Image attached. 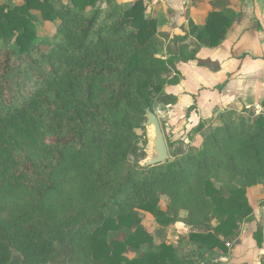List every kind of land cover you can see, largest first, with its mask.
I'll list each match as a JSON object with an SVG mask.
<instances>
[{
  "label": "trees",
  "instance_id": "obj_1",
  "mask_svg": "<svg viewBox=\"0 0 264 264\" xmlns=\"http://www.w3.org/2000/svg\"><path fill=\"white\" fill-rule=\"evenodd\" d=\"M98 1L0 3V264H15L14 251L19 264L65 253L66 264H195L226 250L252 211L247 187L264 183V110L243 104L199 121V147L165 138V163L131 159L144 110L177 101L165 91L179 82L175 64L219 44L240 14L213 9L163 39L143 0ZM38 17L55 25L49 40ZM140 211L205 228L180 234L194 250L179 253L155 242Z\"/></svg>",
  "mask_w": 264,
  "mask_h": 264
},
{
  "label": "crops",
  "instance_id": "obj_2",
  "mask_svg": "<svg viewBox=\"0 0 264 264\" xmlns=\"http://www.w3.org/2000/svg\"><path fill=\"white\" fill-rule=\"evenodd\" d=\"M143 1L153 17L168 18L172 35L181 34V25L188 19L203 23L213 9L230 7L240 14L219 44L200 46L194 60L175 64L179 82L166 86L165 91L177 97L174 116L180 119V127L176 131L189 134L198 146L202 138L192 129L201 119L222 118L230 108L239 109L242 104L264 110V0ZM246 197L252 211L241 221L238 233L226 242V250H202L195 264H264V183L247 187ZM258 228L260 244L254 238Z\"/></svg>",
  "mask_w": 264,
  "mask_h": 264
},
{
  "label": "rangeland",
  "instance_id": "obj_3",
  "mask_svg": "<svg viewBox=\"0 0 264 264\" xmlns=\"http://www.w3.org/2000/svg\"><path fill=\"white\" fill-rule=\"evenodd\" d=\"M19 1L20 0H0V3L1 2L18 3ZM98 4H102L101 0L98 1ZM156 20L158 25V34L163 39L170 38L172 36L171 34L172 31L171 28L169 29L168 26V22H169L168 18H166L165 16L164 17L159 16L158 18H156ZM35 25H36L38 37L49 40L55 28L54 23L43 21L41 18L38 17V20L35 23ZM176 26H178V22L175 23L174 27ZM178 33H181V31L179 30ZM40 47L42 49H46L47 44L46 43L41 44ZM174 104H172V108L169 107L168 105H163V104L156 105L154 108V112L158 117L164 137L172 140L175 146L181 145L184 149H186L188 145L199 147L201 143L198 146L194 145L193 140L191 139V137H189V134L188 135H185L184 133L180 134L179 130L176 131V128L180 127L179 124L180 119H177L176 116H174V113H176L177 111ZM207 120H210L213 124H218L221 121V116L217 115L216 117L214 116L212 119L206 118V120L201 119L200 123L202 122V124L207 125L208 124L207 122H210ZM173 129H175L174 134L172 133ZM149 138H150V134L145 127L141 126L139 128L134 129V141L138 148V153L136 157L131 156L132 162H136L139 165L140 160H142L146 156L148 152ZM169 158L171 159V157ZM166 204H167V198L165 196H160L158 201L159 208L165 210ZM139 215L144 228L153 236L155 242L158 243L161 241H165L174 244V242L177 241V244L174 245L177 246L179 253H187L190 252L191 249H193L191 246L181 243V241L178 238L180 237V233L184 234L187 233L188 231L202 230L205 228V226L202 225V223L200 225H193L187 227V225H185L182 221H175L168 225H160L155 220V217L148 212L140 211ZM125 255L127 257H132L134 253L132 251L127 250L125 252ZM66 260H67V254L65 253L61 264H66ZM13 261L15 264H19L20 261V256L15 251L13 253Z\"/></svg>",
  "mask_w": 264,
  "mask_h": 264
},
{
  "label": "water",
  "instance_id": "obj_4",
  "mask_svg": "<svg viewBox=\"0 0 264 264\" xmlns=\"http://www.w3.org/2000/svg\"><path fill=\"white\" fill-rule=\"evenodd\" d=\"M142 127L148 130L150 138L148 152L146 156L140 160L139 165L142 167H149L165 163L170 157L166 140L156 113L149 108L144 110Z\"/></svg>",
  "mask_w": 264,
  "mask_h": 264
},
{
  "label": "built area",
  "instance_id": "obj_5",
  "mask_svg": "<svg viewBox=\"0 0 264 264\" xmlns=\"http://www.w3.org/2000/svg\"><path fill=\"white\" fill-rule=\"evenodd\" d=\"M228 245V244H227Z\"/></svg>",
  "mask_w": 264,
  "mask_h": 264
}]
</instances>
